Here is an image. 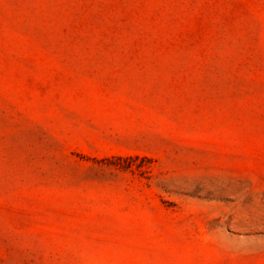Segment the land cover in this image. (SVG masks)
I'll return each instance as SVG.
<instances>
[{"label":"rangeland","instance_id":"374dc122","mask_svg":"<svg viewBox=\"0 0 264 264\" xmlns=\"http://www.w3.org/2000/svg\"><path fill=\"white\" fill-rule=\"evenodd\" d=\"M0 264H264V0H0Z\"/></svg>","mask_w":264,"mask_h":264}]
</instances>
